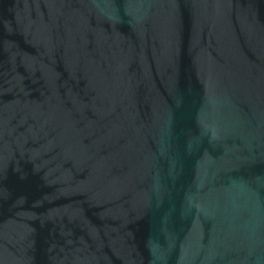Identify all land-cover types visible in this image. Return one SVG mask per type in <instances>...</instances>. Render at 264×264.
<instances>
[{
    "label": "water",
    "instance_id": "95a60500",
    "mask_svg": "<svg viewBox=\"0 0 264 264\" xmlns=\"http://www.w3.org/2000/svg\"><path fill=\"white\" fill-rule=\"evenodd\" d=\"M0 264H264V0H0Z\"/></svg>",
    "mask_w": 264,
    "mask_h": 264
}]
</instances>
